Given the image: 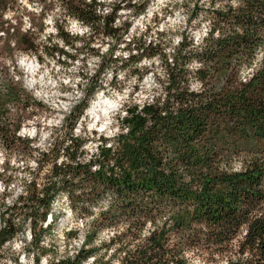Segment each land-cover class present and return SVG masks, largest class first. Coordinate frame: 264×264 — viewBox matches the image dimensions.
I'll return each instance as SVG.
<instances>
[{"label":"trees","instance_id":"trees-1","mask_svg":"<svg viewBox=\"0 0 264 264\" xmlns=\"http://www.w3.org/2000/svg\"><path fill=\"white\" fill-rule=\"evenodd\" d=\"M189 1L185 0L184 6ZM61 2L69 15L91 24L95 31L101 19L94 11L96 1ZM217 2L223 0H212L213 4ZM194 3L189 22L201 8L199 0ZM224 7L227 11L204 9L213 20L212 31L219 29L221 37L213 38L210 32L202 52L195 51L192 41L185 37L169 65L161 45L149 43L137 48L139 55L130 56L129 61L157 54L165 61L170 83L165 88L168 95L164 104L146 105L144 115L137 114L136 106L128 109L131 119L125 118L123 123L130 126V132L117 137L119 147L115 152L101 147L100 158L88 164H57L62 140L53 148L50 162H44L47 154H43L40 166L52 164L43 187L34 179L28 186L26 202L0 213V221H4L12 211L7 227L0 229V247L19 231L13 224L16 213L27 221L31 218L32 241L38 242L39 235L47 230L40 221L47 218L53 200L66 192L69 207L81 220L93 215V206L109 201V207L88 226L85 246L75 259H54L50 264H83L88 257L116 243L121 246L109 260L101 256L94 264H112L118 258L121 264H192L185 254L196 251L216 253L225 259L224 264H264V67L247 83L238 76L241 64L250 63L264 51V0H239L237 8L230 3ZM116 10L112 19L105 18L106 35H116L117 30L109 25ZM60 36L65 41L70 38L66 32ZM38 47L27 43L25 50L37 52ZM57 51L63 54V49ZM192 59L205 65L194 73L204 85L205 90L200 93L187 88L188 77L193 73L185 65ZM114 61L111 55L104 59L96 77ZM147 71L131 69L141 78ZM7 90V96L15 98L14 89ZM92 94L91 88L87 98ZM86 104L87 99L77 116ZM8 120V115L0 110V141L6 147L8 134L20 140ZM67 136L73 143L64 149V154L70 161H77L84 155L80 148L85 141ZM101 140L106 142L103 136ZM234 158H243L244 171L221 168L231 167ZM93 164H99L100 169L93 172ZM165 216L167 220L163 219ZM157 220L163 221L161 226H156ZM149 221L155 231L141 241ZM123 225H127L125 230L108 243L86 247L101 230ZM76 232H66V236H75ZM120 253L125 255L120 258ZM38 261L36 257V264Z\"/></svg>","mask_w":264,"mask_h":264},{"label":"clouds","instance_id":"clouds-1","mask_svg":"<svg viewBox=\"0 0 264 264\" xmlns=\"http://www.w3.org/2000/svg\"><path fill=\"white\" fill-rule=\"evenodd\" d=\"M50 2V0H49ZM145 0H96L95 13L101 17L99 25H104L105 18L113 13L116 5H120L116 11L115 18L111 24L114 29H121L119 33L120 42L112 35H104L103 32L94 36V28L91 24L85 23L77 16L69 15L67 10L59 2L56 3L55 9L52 11L45 10V4L40 0H18L16 10L11 7L3 12V19L10 22L11 25H17L18 20L22 33H38V39L35 41L39 45L37 52L14 51L11 57L5 55L0 57L3 65L7 66L8 77L13 82H18L19 86L25 93L42 102L47 106V110L28 107L26 111H19L17 107L9 103L7 107L10 109L11 117L15 121L20 116L19 128L13 129L16 137L30 141V154L19 152H8L0 141V173L3 178L0 179V212L11 208L13 205H20L26 202L29 195L28 186L34 179L40 168V162L43 154H52L53 148L57 142L62 140L60 154L56 159L57 164L64 163H82L88 164L94 159L100 158V149L110 148L113 152L119 147L117 137L121 134L127 135L130 132V126L123 123L125 118L131 119L128 109L136 106L137 114L144 115L143 109L146 105L158 103L162 106L167 98L168 93L165 91L166 86L170 83L168 73L164 66V59L160 54L147 57L145 56L129 68L119 69V65L132 55H139L135 45L131 50L128 44L134 39L143 36L145 47L149 43L162 44L163 52L167 58V63L171 65L177 49L180 48L185 36L181 33L186 31L188 39L192 41V48L195 51L202 52L205 39L209 33L213 38H220L221 32L217 29L213 32V20L206 11H201L196 18L189 23L190 9L195 7L194 2H189L188 8L183 7L185 0H149L145 10L139 14L135 8L126 7L128 3L133 5L143 4ZM86 4H92L93 0H85ZM231 4V7H239V0H223V3H212V0H199L202 9H223L225 4ZM167 9V11H165ZM25 10L40 18L41 13L44 15L38 23L43 24V30L40 31L38 26H34L32 16L25 14ZM154 17L159 22H154ZM127 21L130 27L125 33L123 25ZM62 24L63 31L68 33L72 39L71 43H66L65 39L59 35L60 29L57 23ZM5 27H8L5 24ZM151 29V31H148ZM15 31V29H12ZM237 31H241L239 28ZM158 33H164L163 38L158 37ZM0 37L5 40L7 36L4 31H0ZM163 41V43H162ZM4 40H0V45ZM9 44L13 49L16 48V40L12 39ZM96 49V53L88 50ZM45 46L52 48L53 46L63 49V54L59 51L53 55L45 52ZM115 50L110 52V49ZM187 51V50H185ZM111 55L113 60L120 58L116 64H110L99 74L98 87L91 98H87V89L90 87L92 78L96 76L105 57ZM38 56L43 57V61L38 60ZM75 57V59H71ZM264 51L255 55L250 63L241 64L238 70L239 80L247 83L258 72L264 64ZM63 62V63H61ZM137 68L146 74L132 75L131 68ZM185 67L193 73L188 77L187 88L189 92H203V82L194 75L195 71L205 67L202 61L192 59ZM114 69H119L115 70ZM116 80V87L112 86L113 78ZM138 89V90H137ZM157 97L159 100L157 101ZM87 99V106L83 109L75 122L74 126L69 130L67 127L68 119L74 112L77 105ZM36 112L29 118L30 113ZM167 113H162L166 115ZM95 130V134H93ZM70 134L71 137L86 139L87 142L81 145L80 151L84 153L79 156L77 161H70L68 156L64 154V149L69 147L73 141L66 138ZM101 136L106 140L102 141ZM110 163L114 164V161ZM7 165V167H6ZM52 167L51 163L46 164L43 170L39 172L37 183L43 187V176L48 173ZM229 172H242L245 170L243 158H234L231 167L221 165ZM99 164L92 165V171H98ZM119 171V169H117ZM9 177L11 180L9 181ZM79 194V192L77 193ZM41 197L43 193L41 192ZM24 197L25 200H20ZM70 201L66 192L61 193L57 199H54L51 205V211L48 212L47 218L40 221V226L47 228L53 221L54 214L64 212L65 224L56 232V244L58 256L53 257L51 253L40 255L39 252H26L25 248L31 244L33 240V232L31 228V218L24 224L23 231H18L4 245V249H9L12 256L17 257L16 260L8 257L0 259V264H36V257L39 256V264H50L51 261L72 258L75 259L76 254L82 246H85L86 233L89 230L91 222L95 220L101 211H106L109 207V201H104L100 206L91 207L93 215L87 216L83 220L74 218V213L69 207ZM8 213L4 221H0V229L7 227ZM22 215H17L13 219V224L19 226L23 221ZM167 220L168 217L163 218ZM162 220L156 221V226H161ZM127 225L118 228H105L101 230L97 238L86 247H100L102 244L108 243L121 232L125 230ZM78 230V235L68 239L66 232ZM155 231V227L151 221L147 222L141 233V241L147 238ZM242 238V237H241ZM42 248L52 247V237L45 236L40 241ZM120 244H113L110 248L102 249L100 253L92 255L83 261V264H94L101 256L105 260H109L113 253L117 252ZM106 253V255H105ZM125 253H120L122 258ZM191 256V253H186ZM112 264H121L120 259L112 261ZM195 264H203V261L197 259Z\"/></svg>","mask_w":264,"mask_h":264},{"label":"rangeland","instance_id":"rangeland-1","mask_svg":"<svg viewBox=\"0 0 264 264\" xmlns=\"http://www.w3.org/2000/svg\"><path fill=\"white\" fill-rule=\"evenodd\" d=\"M73 1L77 2V1H83V0H73ZM94 1H96V0H94ZM30 2H31V0H30ZM40 2L45 4V10L46 11H52L55 9V5L58 2V0H50V2H49V0H40ZM59 2L62 4L61 0H59ZM148 2H149V0H145V2L143 4H137V5L131 6L130 8H135L136 12L134 14H139L145 10ZM189 2H195V0H190ZM17 3H18V0H0V31H4L6 36H7L6 40L3 37H0V40H4V43L2 45H0V57H4L5 55H7L8 57H11L12 53L14 51H17V50L22 51V52H28L25 50V46L27 43H33V44L37 45L35 43V41L38 39V33H33L31 31H29L28 33H22L20 31V27H19V24L22 23V21L19 19V17H16L18 20L17 25H11L10 22L5 21L3 19V12L7 11L9 9V7H11L13 10H16ZM129 4H132V3H129ZM127 5H126V7H128ZM188 5H189V3H188ZM183 7H185L186 9L188 8V6H184V4H183ZM115 8H117V10H119L120 5H116ZM165 11H167V9H165ZM190 11H191V9H190ZM201 11H204V9L199 8V13ZM25 14L32 16L34 26H38L40 31L43 30L42 22L38 23V20H42V17L44 15L43 12L41 13L40 18L35 17L34 14L27 12V10H25ZM115 14H116V12H115ZM112 17H113L112 15H109L106 18H108V20H110V19H112ZM114 18H115V15H114ZM153 19H154V22H159L158 18L154 17ZM112 22H110V24H109L110 26H111ZM5 24H7L8 27H5ZM56 26L60 29L59 35L62 32H64L62 24H60L58 22ZM129 27H130V24L127 21H125V23L123 25V31L126 33L127 29ZM95 28H96L94 31L95 34L92 38H90L93 40L95 39V35H99L101 33V31L103 32V30H104L103 27L101 28L100 25H98V26L96 25ZM12 29H15V31H12ZM116 30H117L116 35L114 37L117 39L118 42H120L121 37H120L119 33L121 32V29H116ZM148 31H151V29H149ZM181 34L186 37V41H189L186 31L184 33H181ZM104 35H106V34H104ZM164 35H165L164 33H158L159 38H163ZM12 39L16 40V48L15 49H13L11 47V45L9 44V41ZM72 39H79V37H76V38L70 37L65 42L71 43ZM162 43H163V41H162ZM133 44L135 45L136 50H137V48H144L145 47V40H144L143 36L140 37L139 39H134L132 42H130L128 44V48L125 50H131V48L133 47ZM158 45L162 46V44H155V45L152 44V46H158ZM37 46H39V45H37ZM86 47H88V50L93 52V53H96V51H97L96 49L91 48L89 45H86ZM57 49H59V48H57L55 46H53L52 48L45 46L44 50L48 55H53L55 52H57ZM110 50H112V51L115 50V46H113V49H110ZM108 56H106L105 59H107ZM37 58L39 61H41V62L43 61V57L38 56ZM71 59H75V57H71ZM119 59L120 58H116V61H114L113 64H116ZM61 63H63V62H61ZM135 63H136L135 59H132L129 61V58H128V60L124 61V64H125L124 68H129L131 65H133ZM119 69H123V68L120 67V65H119ZM119 69H115V70H119ZM133 69H134V67H133ZM131 74L132 75H138L137 72H135V73L132 72ZM98 78H99V76L98 77L94 76L92 78V82L90 84V87L87 89V91L92 88L93 94H94L96 88L98 87V83H99ZM112 86L113 87L117 86L115 79H113V81H112ZM10 88L14 89L13 94L15 93V98H9V96H7V94L9 93V91L7 89H10ZM92 95L89 98H91ZM1 102H2V105H1ZM32 102L34 103V105L32 107H34L36 109L47 110L46 105H44L40 101L34 100L30 94H27L24 92V90L19 86L18 82H13L12 79L10 77H8L7 66L3 65V61H2V59H0V110H2L3 113H5L6 117L8 115V117H9L8 121H9L10 129H15V128L18 129L19 128V121H20L21 117L17 116L15 121H13V119L11 117L10 109L7 107V105L9 103H11V104H13V106L17 107L19 111H26V109L28 107H31L30 103H32ZM83 103H85V101H82L81 104L77 105L76 108L74 109V112L69 117L68 124H67V127L69 128V130H71V128L74 126V122H75L76 118L78 117L77 116L78 111L81 108ZM86 106H87V104H86ZM36 114L37 113L34 111L28 115L30 118L32 115H36ZM93 134H95V130H93ZM67 137L68 136L66 135V138ZM81 140H84L85 141L84 143L87 142L86 139H81ZM6 144L9 147H6V146H3V147L5 149H7L8 152H10V153L19 152V153H23V154H30V151H31L30 147H29L30 141H28L26 139L20 138V140H14L12 138V136H10L8 134V138L6 139ZM59 154H60V152H59ZM53 158H54L53 152L51 155L47 154V157L45 158L44 162L45 163L50 162V160ZM45 165L46 164L41 165L40 168L37 170V173L35 174L37 176V179H35L36 181L39 179V172L43 170V167ZM6 167H7V165H6ZM46 175H47V173L44 174L43 181H45ZM2 178H3V174L0 173V179H2ZM10 180H11V177H9V181ZM18 206L19 205H14L11 207H14V208L17 207L18 208ZM0 207H2V205H0ZM10 212H12V211L10 210L9 213ZM17 215H21V214L16 213L13 216V219ZM65 215L66 214L62 211L54 214L52 223L48 225V227L46 228L47 230L45 232H43L39 235L38 242L31 241V244L25 248V251L26 252H39L40 255H45V254L51 253L53 255V257L58 256L59 255V253L57 252L58 246L55 242L56 241V232H58L61 229V226L65 224V220H64ZM55 216H56V218H54ZM74 218L77 220H81L80 218H77L76 216H74ZM25 223H27L26 218H24L23 221L21 222V224L18 226L19 231H23ZM46 235L49 237H52V247H50V248H42L40 246V241ZM65 235H66V233H65ZM77 235H78V230H77L75 236L69 235L66 237L68 239H71V238L76 237ZM3 245L0 247V259H5V258L10 257L13 260H16L17 257L12 256L10 250L4 249ZM37 257H39V256H37ZM189 258H190L192 264H195V261L197 259L202 260L203 264H224V260H225L220 255H218L216 253H211L210 251H196L194 253H191V256ZM38 264H39V261H38Z\"/></svg>","mask_w":264,"mask_h":264}]
</instances>
